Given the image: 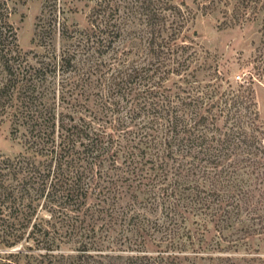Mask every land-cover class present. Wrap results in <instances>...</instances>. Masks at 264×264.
<instances>
[{"label":"trees","instance_id":"obj_1","mask_svg":"<svg viewBox=\"0 0 264 264\" xmlns=\"http://www.w3.org/2000/svg\"><path fill=\"white\" fill-rule=\"evenodd\" d=\"M87 1L89 28L71 30L53 17L57 0H46L49 17L41 13L35 35L43 51L24 53L0 0V125L9 123L23 148L0 159V264H76L61 252L63 234L84 240L78 264H183V213L221 234L264 226V129L250 83L200 86L206 67L188 35L189 5ZM230 1L237 20L260 22L264 45V0ZM170 77L182 81L177 92L165 88ZM253 106L245 126L238 109ZM109 160L116 175L101 168ZM124 184L151 208L132 217L126 232L138 250L125 257L94 248L98 220L115 212ZM156 233L159 250L150 254Z\"/></svg>","mask_w":264,"mask_h":264},{"label":"rangeland","instance_id":"obj_2","mask_svg":"<svg viewBox=\"0 0 264 264\" xmlns=\"http://www.w3.org/2000/svg\"><path fill=\"white\" fill-rule=\"evenodd\" d=\"M4 1L11 9L10 22L17 32V41L21 50L24 53H42L43 50L35 44V35L38 30V17H41V13L45 12L42 19L48 20L49 17L45 10L46 0ZM218 1L185 0L195 14L188 35L195 38L194 40L198 44V58L201 64L206 67L204 70L202 68L198 71L197 80L200 82V86L211 89L213 88L211 86L216 88V85H222L223 89L220 90L223 92L229 88V85H232L234 89H239V85L250 83L253 93L252 101L256 107H251L250 111L245 107L238 110L244 121L243 125L246 126L252 121L250 118L254 117V115H250V112L254 111L255 107L258 115L257 117L255 115V118H258L257 124L264 129V55H262L264 45H261L260 22L258 20L249 22L244 18L237 20L235 15L238 14L234 13V1L223 0L221 4ZM55 5L53 17L56 23H61L62 26L69 27L71 30L73 26L79 30L89 28V13L93 3L87 0H57ZM193 33H195V37H192ZM56 39L58 46L63 44L64 40L58 33ZM260 49L261 52H259ZM222 79L224 81H221ZM181 83L182 81L179 82L178 78L170 77L165 83V88L177 92L176 85H182ZM182 87L186 92L189 89L187 84ZM183 90L180 89V94L186 96L187 94ZM244 100L246 104H252L248 99ZM124 103L126 102L124 101ZM21 152H23L21 141L11 136L10 124L0 125V159L15 157ZM119 161H122L120 156ZM101 168L111 175H114L117 169L110 160L103 163ZM262 189V186H257L256 195ZM121 192L119 198H114L112 201L111 209L116 213L109 211L108 215L104 214L98 220L99 225H104V227L95 236L97 244L94 248L105 254L115 251L125 257L130 252L129 248L138 250L132 246L130 233L126 232L132 228V217H135L137 213L144 214L145 206L147 215L151 213V210H149L150 205L147 204V201H143L144 196H136L128 189L127 185H123ZM89 203L92 205L95 201L91 199ZM261 214L263 215V213ZM111 216H114L116 224L112 221L109 222ZM202 224L201 218L184 213L183 217L177 221V227L180 229L177 239L179 241L183 239L181 241L185 243L181 255L183 264H264V226H245L243 229L238 225L235 229L227 230L221 234L213 222L207 223L205 226ZM186 235H190L192 240H188ZM63 236L61 252L76 258V264L81 263L82 259L78 257L84 255V240L66 234ZM121 236L123 237L121 238ZM156 236L157 233L146 244L145 251L150 254H156L159 250L156 244L157 240H155ZM126 237L129 241H125ZM116 238H121V240L119 243L113 244ZM89 248L91 247L89 246ZM94 248L90 249L92 254H96Z\"/></svg>","mask_w":264,"mask_h":264}]
</instances>
